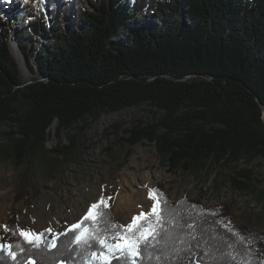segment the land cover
<instances>
[{"label": "trees", "instance_id": "obj_1", "mask_svg": "<svg viewBox=\"0 0 264 264\" xmlns=\"http://www.w3.org/2000/svg\"><path fill=\"white\" fill-rule=\"evenodd\" d=\"M40 6L39 21L26 32H49L50 44L37 52L24 31L15 38L36 78L24 80L9 31L0 29V128H8L0 132L2 159L19 167L49 152L54 173L82 155L80 133L71 132L144 104L159 117L126 129L125 141L154 144L171 172L212 170L240 155L264 158L257 102L264 106V0H41ZM146 16L162 26L145 28L139 19ZM62 137L70 145L46 149ZM150 189L160 197V223L143 222L157 234L140 245L135 264H264V231L235 223L229 204L174 203L161 185ZM101 198L107 204L101 195L88 210ZM101 211V228L122 226L108 204ZM72 225L53 237L44 230L33 246L19 236L18 213L10 212L6 235L16 258L0 250V264H100L92 256L99 245H77Z\"/></svg>", "mask_w": 264, "mask_h": 264}, {"label": "rangeland", "instance_id": "obj_2", "mask_svg": "<svg viewBox=\"0 0 264 264\" xmlns=\"http://www.w3.org/2000/svg\"><path fill=\"white\" fill-rule=\"evenodd\" d=\"M40 1L0 0V29L9 31L8 43L21 59L25 81L36 75L29 71L15 38L24 31V39L37 52L41 46L50 44L49 32L40 37L26 32L40 19ZM16 17L21 20L16 21ZM139 20H143L145 28L162 26L161 20L151 16ZM154 112L157 111L144 104L91 122L82 131L71 132L80 133L82 155L75 161L60 163L54 173L49 169L55 155L49 152L19 167L0 157V226L7 225L10 212L15 211L21 230L41 235L50 229L53 237L79 221L101 195L106 196L118 222L127 226L134 216L150 212L153 200L149 199V189L161 185L174 203L190 198L199 199L205 208L229 204L235 223L248 222L264 231V158L248 159L240 155L231 162L213 165L212 170L171 172L154 144L130 146L125 141L128 137L125 130L159 117ZM262 118L264 121L263 115ZM7 131V127L0 128V132ZM5 139L0 136V145L6 143ZM59 143L70 145L67 137H62L49 143L46 149ZM0 235L1 244L8 245L3 227Z\"/></svg>", "mask_w": 264, "mask_h": 264}, {"label": "snow or ice", "instance_id": "obj_3", "mask_svg": "<svg viewBox=\"0 0 264 264\" xmlns=\"http://www.w3.org/2000/svg\"><path fill=\"white\" fill-rule=\"evenodd\" d=\"M108 199L111 198L109 197ZM149 199L153 200V207L150 212H141L138 216H134L131 223L127 226L108 224L107 227L101 228L100 223L105 215L101 209L107 207L104 198H101L97 204H93L89 208L87 214L79 223L72 225L69 231L76 233L74 239L77 245L89 247L93 244L99 245L100 251L93 252L92 256L98 259L100 264H112L113 259L130 260L131 264H135V260L140 253V245L147 243L149 238H154L157 234L153 224L149 223L148 227L145 228L143 222L149 217H155L156 223H160L158 212L160 197L157 190H149ZM89 221H91V227H84L85 222ZM0 227H3L5 231L9 230L7 225ZM109 229L114 231L109 234ZM48 231L51 230L49 229ZM19 236L25 243L33 246H38L41 240L39 234L26 230H20ZM109 239L116 242L109 243ZM52 246L54 247L55 245ZM0 250H7L13 259L16 258L15 253L11 250V245H5ZM28 264H33V262L28 261Z\"/></svg>", "mask_w": 264, "mask_h": 264}, {"label": "bare ground", "instance_id": "obj_4", "mask_svg": "<svg viewBox=\"0 0 264 264\" xmlns=\"http://www.w3.org/2000/svg\"><path fill=\"white\" fill-rule=\"evenodd\" d=\"M10 10H11V8H10ZM6 14H8V12H7ZM11 15H12V14H11ZM23 17H24V16H23ZM20 20H21V18L16 17V21H20ZM14 54H15L16 59H17L18 62L20 63V62H21V59H20V57L18 56V53H17V52H14ZM263 116H264V112H263Z\"/></svg>", "mask_w": 264, "mask_h": 264}, {"label": "water", "instance_id": "obj_5", "mask_svg": "<svg viewBox=\"0 0 264 264\" xmlns=\"http://www.w3.org/2000/svg\"><path fill=\"white\" fill-rule=\"evenodd\" d=\"M12 53H13V55H14V52L12 51ZM14 57H15V55H14ZM15 59H16V57H15ZM17 60V59H16ZM17 62H18V60H17ZM18 64H19V66L21 67V65H20V63L18 62ZM257 102L259 103V106L261 107V109H262V113L264 112V106L261 104V102H260V100L259 99H257Z\"/></svg>", "mask_w": 264, "mask_h": 264}]
</instances>
